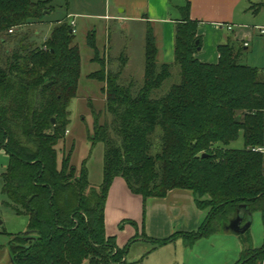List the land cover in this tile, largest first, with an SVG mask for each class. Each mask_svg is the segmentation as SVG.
Masks as SVG:
<instances>
[{"label": "trees", "instance_id": "1", "mask_svg": "<svg viewBox=\"0 0 264 264\" xmlns=\"http://www.w3.org/2000/svg\"><path fill=\"white\" fill-rule=\"evenodd\" d=\"M50 1L0 0V148L8 155L1 189L28 217L27 230L8 242L11 264H136L126 261L127 245L117 247L105 231L115 177L142 197L143 212L149 197L190 190L205 216L188 244L226 231L241 205L260 212L264 225V157L255 150L264 147V71L240 62L245 46L228 40L217 46L215 63L199 60L201 36L187 4L175 25L173 61L158 62L147 28L138 82L123 76L124 50L100 57L94 32L88 33L99 68L87 76L103 82L105 94V118L93 113L88 131L91 145L104 147L102 182L94 187L85 161L77 168L70 149H57L77 94L81 57L67 19L57 20L42 44L33 40L30 26L44 21ZM240 133L243 146L230 147ZM247 230L235 264L262 262L264 243L252 248ZM176 235L139 234L154 248Z\"/></svg>", "mask_w": 264, "mask_h": 264}, {"label": "crops", "instance_id": "2", "mask_svg": "<svg viewBox=\"0 0 264 264\" xmlns=\"http://www.w3.org/2000/svg\"><path fill=\"white\" fill-rule=\"evenodd\" d=\"M263 2L264 0H103L95 4L93 0H84L80 3L84 6V13L73 12L72 6L77 5L69 0L66 6L69 16L74 14L105 21L100 35L106 40L103 46L105 50L111 49L110 46H105L110 42L111 32L118 43L116 46L121 51L125 50L120 47V39L117 37L122 30H130L134 26L140 32L144 52L146 31L151 27L157 45V59L160 62H171L174 59L176 21L182 17L181 7L188 4L189 17L197 21L198 34L201 36V48L196 56L203 62L215 63L219 57V44L231 40L235 44H243L248 50L255 28L260 34H264L261 32L264 24H260L264 20ZM92 6H101L100 11H92ZM227 26H231L230 29ZM93 32L98 47L96 29ZM130 205L131 208L126 207ZM204 216L205 212L196 206L192 192L188 189H172L164 197L147 198L143 212L142 197L132 193L121 177L113 179L104 207L106 234L114 237L119 248L131 240H144L139 236L142 232L149 239H162L177 234L171 241L148 251L145 259L153 255L158 257L156 264H235L243 249L241 233L227 228L226 231L200 236L187 243L188 234L199 228ZM130 221H135L137 225ZM247 232L252 248L263 245L264 225L260 212H253ZM131 247L132 242L127 247V253ZM135 255L138 259L142 253ZM258 264H264V260Z\"/></svg>", "mask_w": 264, "mask_h": 264}, {"label": "rangeland", "instance_id": "3", "mask_svg": "<svg viewBox=\"0 0 264 264\" xmlns=\"http://www.w3.org/2000/svg\"><path fill=\"white\" fill-rule=\"evenodd\" d=\"M68 0H51L49 2V11L47 12L44 21L30 26L31 30L34 29L32 35L33 40L37 44H42L45 38L49 35L50 30L57 20L67 19L68 22L74 21V43L78 45L81 57L80 78L78 82V90L75 97L71 99L69 105V123L67 125L66 135L63 140H60L57 144V149L67 152L71 150V162L77 168L81 166V163L85 161V167L88 173V180L91 186L98 187L102 182V167H103V143L98 142L95 145H91L88 139V131L92 130L93 125V113L100 115V120L105 118V94L103 91L104 83L95 79L89 78L87 75L99 68V63L93 61L91 58L94 55L92 47L88 45V33L96 29L98 50L100 57H103L109 53L118 56L121 49L116 45L113 38L114 33L111 32L110 42H107L105 46H110L111 49L105 50L103 48L106 40L101 38V30L104 28V20L99 18H84L79 16L68 15L66 2ZM76 3L77 6H72L73 12L84 13V6L82 3L84 0H69ZM103 0H93L95 4ZM101 6H92V11L97 13L100 11ZM264 24V20L260 22ZM137 27L132 26V29L122 30L121 35L117 38L120 39V47L124 50L128 57V62L123 72V76L134 78L138 82H142L143 68H144V52L143 42L140 37V32ZM249 49L245 50L243 56L240 58V62L248 64L250 66L258 67L264 71V34H260L258 29L255 28V34L249 41ZM123 51V50H122ZM158 60V59H157ZM160 62V59L158 60ZM243 146L242 134L230 143L232 148H241ZM62 153H59V161ZM8 164V155L4 149L0 148V176L5 171ZM122 200V199H121ZM131 208L130 206H126ZM123 208V209H128ZM121 209V210H123ZM253 213L251 216V222ZM28 217L25 214L17 213L14 209L9 198L2 192L1 178H0V264H11L9 257L8 242L11 237L25 232L27 230ZM132 242V247L126 255V261L137 262L136 264H156L158 257H151L145 259L147 252L152 250L155 243L149 240H131L126 242L129 244ZM123 247V246H122ZM121 247V248H122ZM159 248V247H158ZM136 253H142L140 257H137ZM153 254V253H152ZM135 255V256H134ZM262 261L264 260V254L261 255ZM137 260V261H135ZM160 260V257H159ZM258 262V261H257ZM81 264H90L88 260H84Z\"/></svg>", "mask_w": 264, "mask_h": 264}, {"label": "water", "instance_id": "4", "mask_svg": "<svg viewBox=\"0 0 264 264\" xmlns=\"http://www.w3.org/2000/svg\"><path fill=\"white\" fill-rule=\"evenodd\" d=\"M236 119H239V117L237 116ZM53 121H55L54 118H53ZM251 216H252V213L248 211L244 205H241L240 209L237 212L236 217H234L229 222L227 228L232 230L235 233H243L249 228L251 224ZM244 217L246 219L243 222Z\"/></svg>", "mask_w": 264, "mask_h": 264}, {"label": "built area", "instance_id": "5", "mask_svg": "<svg viewBox=\"0 0 264 264\" xmlns=\"http://www.w3.org/2000/svg\"><path fill=\"white\" fill-rule=\"evenodd\" d=\"M72 27L74 26V21L71 20L70 21ZM228 29H230L231 26H227ZM73 31H74V27H73ZM9 32H12V29H9ZM261 32L264 33V27L261 29ZM245 45H247V43H244ZM256 151H259L263 154V157H264V147H259V148H255ZM263 172H264V158H263Z\"/></svg>", "mask_w": 264, "mask_h": 264}]
</instances>
